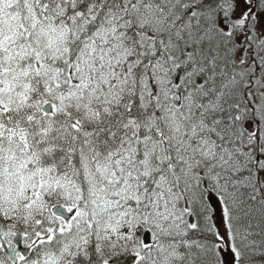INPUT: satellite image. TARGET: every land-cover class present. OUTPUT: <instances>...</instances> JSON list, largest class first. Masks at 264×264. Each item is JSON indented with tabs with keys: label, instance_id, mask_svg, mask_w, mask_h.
I'll use <instances>...</instances> for the list:
<instances>
[{
	"label": "snow or ice",
	"instance_id": "6c2138e0",
	"mask_svg": "<svg viewBox=\"0 0 264 264\" xmlns=\"http://www.w3.org/2000/svg\"><path fill=\"white\" fill-rule=\"evenodd\" d=\"M0 264H264V0H0Z\"/></svg>",
	"mask_w": 264,
	"mask_h": 264
}]
</instances>
